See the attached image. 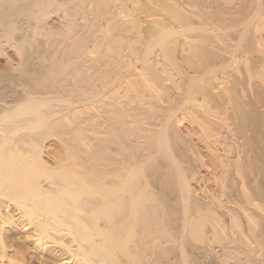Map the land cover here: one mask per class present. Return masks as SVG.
Masks as SVG:
<instances>
[{"label":"bare ground","instance_id":"obj_1","mask_svg":"<svg viewBox=\"0 0 264 264\" xmlns=\"http://www.w3.org/2000/svg\"><path fill=\"white\" fill-rule=\"evenodd\" d=\"M59 2L71 43L36 49L38 69L0 88V264L167 255L182 235L157 197L170 180L151 181L159 164L177 176L179 232L205 251L227 235L249 245L264 226L249 185L264 170V0H0V19L18 4L43 20ZM7 20L0 39L23 41Z\"/></svg>","mask_w":264,"mask_h":264},{"label":"rangeland","instance_id":"obj_2","mask_svg":"<svg viewBox=\"0 0 264 264\" xmlns=\"http://www.w3.org/2000/svg\"><path fill=\"white\" fill-rule=\"evenodd\" d=\"M19 2V1H18ZM17 2V3H18ZM30 2V1H29ZM16 3V2H15ZM19 4V3H18ZM18 4H13V5H15L14 6V8H15V10H14V8H13V10L15 11H13V10H10V11H7V13H8V15H7V13L5 14L6 16L3 18V19H0V21L3 23V24H6V20L9 18L10 19V21H9V19L7 20V21H9V22H16V24H13L12 26L14 27V26H17L16 27V29L14 28L13 29V27L12 26H10L9 28L11 29V27H12V29H11V32L9 33L10 34V36H15V38H17V37H20V36H22L23 34V37L22 38H24V36H25V38L24 39H22L21 37V40H23V41H18L17 42V40H15V41H13L12 39H10V38H8L9 40H6L7 38L5 37H1V39H0V45H1V51H0V88L2 89V87L3 88H7V86L11 83V85L7 88V90L9 91V89H16V88H19V87H16V83L14 82V81H18L17 80V77H16V75H18L19 73L18 72H22L21 70H24V69H30L31 68V70L34 68V70H37L38 68L37 67H39V66H37L38 65V63H37V65H36V62H37V58L35 59L34 57L38 54H35V50L36 49H43L44 47H46L48 44H50V46H56V44H57V46H58V43H59V45L61 46L62 44H60V43H63L64 42V40L66 39L67 41H68V39H70V37H71V32H70V28L71 27H67L68 26V23H67V18H66V14H67V12H65L66 10V8L65 7H67V5L66 4H61L60 2L59 3H54L53 4V6L56 4V5H58V8L60 7V8H62V7H64V9L62 8V10L59 8V10H57L58 8H57V6L56 7H53V8H49V9H47L48 10V12L45 14V18H43V20H38L37 21V17H35V16H37V15H35V13L33 12V11H31V12H33L34 13V18H33V16H32V14L30 13V15L28 16L27 15V13L28 12H30L29 10H28V8H27V6H22L21 5V3L19 4V5H21L20 6V8H18L19 7V5ZM22 7V8H21ZM24 7V8H23ZM25 7H26V9H27V13L25 14V12H26V9H25ZM29 7V6H28ZM25 9V10H23V11H25V12H23L22 10H20V12L19 11H17L18 9ZM34 6H33V10H34ZM55 8H57V9H55ZM36 10V9H35ZM34 10V11H35ZM57 10V11H56ZM67 11H68V9H67ZM22 12H23V14H22ZM36 12V11H35ZM59 12V13H58ZM64 12H65V14H64ZM12 14V17H10L11 16V14ZM19 13V14H18ZM37 14H39V13H37ZM28 17H27V16ZM31 16V17H30ZM38 17H39V15H38ZM7 18V19H6ZM4 19H6L5 21H4ZM20 19V20H19ZM27 19L29 20V21H27ZM36 19V20H35ZM12 20V21H11ZM15 20V21H14ZM31 20V21H30ZM33 20H35V21H33ZM63 20V21H62ZM19 21V22H18ZM39 21H44V22H40L39 23ZM0 22V25H2V23ZM5 22V23H4ZM8 22V23H9ZM46 22V23H45ZM78 22H82L81 20H78ZM21 23V24H20ZM36 24V26H35V24ZM44 23V25H42ZM34 24V25H33ZM58 24V25H57ZM66 24V25H65ZM39 25V26H38ZM34 27H36V28H34ZM47 27H49L48 29H47ZM33 28V29H32ZM7 30H6V32L8 31H10L9 29H8V27L6 28ZM25 29V30H24ZM37 29V30H36ZM39 29V30H38ZM52 29V30H51ZM66 29V30H65ZM23 30H24V32H23ZM45 30V31H44ZM26 31V32H25ZM49 31V32H48ZM58 31V32H57ZM70 33H69V32ZM5 32V33H6ZM7 32V33H8ZM23 32V33H22ZM30 32V33H29ZM40 32V33H39ZM5 34V36H8L9 34ZM11 33H12V35H11ZM48 33V34H47ZM19 34V35H18ZM37 34H39V35H37ZM54 34H55V36H54ZM29 35V36H28ZM64 35V36H63ZM48 36H50V37H48ZM67 37H68V39H67ZM38 38V39H37ZM50 38H51V40H50ZM32 39V40H31ZM64 39V40H63ZM6 40V41H5ZM12 40V41H11ZM18 40H19V38H18ZM34 40H35V42H34ZM56 40H57V42H56ZM63 40V41H62ZM65 40V42L63 43V45L64 44H68V42L70 41H66ZM61 41V42H60ZM20 42V43H19ZM48 42V43H47ZM28 43V44H27ZM40 43V44H39ZM70 43H71V41H70ZM39 44V45H38ZM42 44V45H41ZM44 44H45V46H44ZM15 45V46H14ZM24 45V46H23ZM41 45V46H40ZM46 47V48H53V47ZM15 47V48H14ZM17 48V49H16ZM31 50V51H30ZM34 50V51H33ZM33 51V52H32ZM22 52V53H21ZM23 52L26 54V60H24V58H25V56H22V55H24L23 54ZM33 53V54H32ZM80 53H82V51H80ZM22 54V55H21ZM21 55V56H20ZM30 56V57H29ZM23 59H22V58ZM21 58V59H20ZM29 59V62L27 61ZM32 59H34L33 61H32ZM21 60V61H20ZM24 61V62H23ZM32 61V62H31ZM46 62H48L47 61V59L45 60ZM45 62V63H46ZM25 63V64H24ZM82 66V64H78V67L77 68H79L80 66ZM15 67V68H14ZM96 67V68H95ZM93 70H92V69ZM91 68H89L90 69V74H92L91 75V79L93 80V82H95L96 83V81L95 80H97V79H95V78H93V77H95V76H97L96 74H97V66H94V67H91ZM13 69H15L14 71H13ZM70 69L72 70L73 69V66L72 67H70ZM20 70V71H19ZM33 70V71H34ZM85 71H87V70H85ZM7 73V74H6ZM18 73V74H17ZM33 73V72H32ZM81 74V75H80ZM80 74H78V76L77 77H79V78H77V81L79 80V84H81V86H85V85H87L88 84V82H92V80H90L89 78H88V75H89V73H88V71L87 72H85V73H80ZM83 75V76H82ZM10 76V77H9ZM11 76H12V78H11ZM14 77V78H13ZM8 78H10V80L8 79ZM12 79V80H11ZM15 79V80H14ZM89 79V80H88ZM9 80V81H8ZM88 81V82H87ZM6 82H8V85L6 86V87H4V85L6 84ZM10 82V83H9ZM18 82H20V81H18ZM94 83V84H95ZM2 84V85H1ZM83 84H85V85H83ZM11 87V88H10ZM86 87V86H85ZM0 89V92L3 94V92H2V90ZM5 91H6V89H4ZM10 92V91H9ZM9 92H7V94H10ZM80 124H82V123H80ZM80 124H79V126H80ZM83 126V125H82ZM222 141V142H221ZM218 142L220 143H218L219 145H221V146H223L222 144H224V141H223V139L221 138V139H219L218 140ZM264 164V163H263ZM160 165V166H159ZM159 165H157V172L156 173H153L154 175L156 174V175H158L159 174V176H156L155 175V177H154V175H152V177H151V181L153 182V183H156V184H158V183H163V182H165L164 180H166V179H164V178H167V180L166 181H169L170 180V185L167 183V185L168 186H165V189L163 188V190H160V191H164V193H162V192H160V191H158V195L159 196H157L158 198L160 197V198H162L163 197V194H164V198L166 199H164L166 202V205H165V207L167 206V208H166V211H167V209H168V214L164 217V218H166V220L168 219V221H166L165 219H164V221H165V223L168 225L167 226V228H169V224H173V226H171L170 225V227H171V229H170V233L172 234H174V235H176V236H181V237H178L177 239H179L180 240V242H179V240H177L176 239V241L175 242H173V243H168L169 245V248H168V250H167V255H165V253H163L164 254V256L162 255V253H160V254H157V253H159V252H157V253H155V254H152L151 256H144L142 259L141 258H137V256H136V262H137V264H183V262H181V261H183L182 260V257H184V256H179V255H181V249H183L184 248V250H182V253H184L185 252V254L184 255H187V257L190 259V262H191V264H264V226L263 225H258V227H257V229L255 228V230H256V232L254 231V237H253V241H251V242H249L248 244L249 245H247V242H244V241H242L243 239H241L240 237H238V238H234V237H232L231 235H227L226 237H225V240L223 241H220L219 243L217 242L216 244H213L214 246L213 247H211L210 249H207L206 251L205 250H203V249H201V248H198V244L196 243V242H194L187 234H184V231L181 233V232H179L180 230H182V229H179V228H181V227H179V225H180V222H181V219H178L179 217H181V216H179V213H182V210L180 211L179 209H181L182 208V203L181 204H179V201H177L178 200V198H179V192L178 191H176L175 190V188H174V186L175 185H177V182L174 180V178L175 177H177V176H175V177H173L174 176V174L175 173H173V175H170V178H169V176H167L166 175V177L165 176H163V178H160V175H161V170L163 171V168L161 167V164H159ZM249 166V165H248ZM264 166V165H263ZM161 168V169H160ZM250 168V167H249ZM248 168V169H249ZM250 170H252V169H249V172L251 173L252 172V176L254 175V174H256V176L254 175V177H252L251 176V174L250 173H248L249 174V176H251V178L249 179V185H250V187L251 188H253L252 189V193H254L253 195L255 196V197H259V198H262V199H264V194L262 195V193H259V192H261L260 191V188L259 187H261V189H264V170H263V173H259V172H257V170H255V172H254V169L252 170V171H250ZM148 171V173H150V171H151V169H148L147 170ZM159 172V173H158ZM175 172V171H174ZM258 174H260V176L258 175ZM229 176V175H228ZM257 176H259V177H257ZM261 176L263 177V179L261 178ZM157 177H158V179H157ZM171 177H172V179H171ZM227 177V176H226ZM255 177H257V178H259L260 180L259 181H257V179L255 178ZM228 179H229V177H227ZM163 179V180H162ZM228 179L226 180V181H228ZM254 179V180H253ZM255 179H256V181H255ZM230 180V179H229ZM263 180V181H262ZM175 181V185H174V183L172 184V182H174ZM228 184L230 183L231 184V180H230V182H227ZM252 184V185H251ZM172 185V186H171ZM259 185V186H258ZM167 188V189H166ZM170 188V189H169ZM258 188V189H257ZM174 192H173V191ZM259 190V191H258ZM167 191V192H166ZM171 192V193H170ZM167 194V195H166ZM226 194H228V193H226ZM161 195V196H160ZM166 195V196H165ZM178 195V196H177ZM257 195V196H256ZM262 195V196H261ZM228 196H230L229 194L227 195V197ZM261 196V197H260ZM171 197V198H170ZM176 197H178V198H176ZM168 198V199H167ZM176 199V200H175ZM180 200V199H179ZM264 201V200H263ZM164 203V204H165ZM172 205V206H171ZM169 206V207H168ZM179 206V207H178ZM264 206V205H263ZM181 207V208H180ZM172 208V209H171ZM175 209V210H174ZM173 210V211H172ZM179 217H178V216ZM181 215V214H180ZM172 217V218H171ZM178 219V220H176V218ZM174 218V220L172 221L171 219H173ZM179 221V223H177ZM168 222H170V223H168ZM172 222V223H171ZM173 222H175L176 224H177V226H176V224L175 223H173ZM181 226V225H180ZM242 226H244L245 228H243V231L244 232H247V234H249L248 233V231H247V228H246V225H242ZM174 228V229H173ZM15 229V230H14ZM13 230H10V233L12 234H10L9 236L11 237V238H13V239H15V237L16 236H18V235H22V234H24V232L23 231H21L22 229H18V228H14ZM179 229V230H178ZM259 234H258V233ZM186 233V232H185ZM261 233V234H260ZM257 235V236H256ZM260 235V236H259ZM249 236V235H248ZM187 238V239H186ZM255 238L257 239V240H255ZM237 239V240H236ZM236 240V241H235ZM252 240V239H251ZM191 241V242H190ZM231 241V242H230ZM233 241V242H232ZM241 241V242H240ZM179 242V243H178ZM187 242V243H186ZM244 242V243H243ZM256 242H258L259 243V245H260V247H259V245H258V243H256ZM181 243V247H183V248H181L180 246H179V244ZM225 243V244H224ZM252 243V245H250ZM175 244V245H174ZM257 244V245H256ZM183 245V246H182ZM188 245V246H187ZM224 245V246H223ZM227 245V246H226ZM235 245V246H234ZM175 246V247H174ZM195 246H197V247H195ZM242 246V247H241ZM232 247V248H231ZM252 247H253V249H252ZM174 248V249H173ZM179 248H181V249H179ZM235 248V249H234ZM35 249H37V248H34V249H28L27 251H30V250H35ZM257 249V250H256ZM189 250V251H188ZM230 250H232V251H230ZM184 251V252H183ZM35 252H39V250L37 249V250H35L33 253H35ZM213 252V253H212ZM216 252V253H215ZM237 252V253H236ZM36 253V254H37ZM212 253V254H211ZM120 254V253H119ZM245 254V255H244ZM251 254V255H250ZM246 255H247V257H246ZM208 256V257H207ZM142 257V256H141ZM234 257V258H233ZM261 257V258H260ZM247 258H249V259H247ZM251 258V259H250ZM210 259V260H209ZM235 259V260H234ZM263 259V260H262ZM181 260V261H180ZM219 260V261H218ZM256 260V261H255ZM125 261V260H124ZM127 261H129V260H127ZM168 261V262H167ZM241 261H242V263H241ZM251 261V262H250ZM139 262V263H138ZM181 262V263H180Z\"/></svg>","mask_w":264,"mask_h":264}]
</instances>
